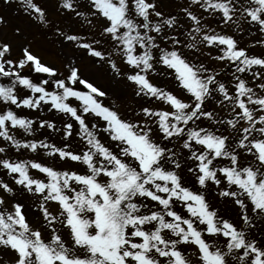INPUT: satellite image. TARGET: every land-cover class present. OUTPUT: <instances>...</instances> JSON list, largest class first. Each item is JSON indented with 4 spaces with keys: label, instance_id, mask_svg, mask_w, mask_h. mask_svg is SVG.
Segmentation results:
<instances>
[{
    "label": "snow or ice",
    "instance_id": "1",
    "mask_svg": "<svg viewBox=\"0 0 264 264\" xmlns=\"http://www.w3.org/2000/svg\"><path fill=\"white\" fill-rule=\"evenodd\" d=\"M23 2L44 21L42 9L33 0ZM89 2L93 15L105 20L103 34L111 48L99 49L84 41L77 47L106 62L113 79L134 86L137 97L155 99L167 109L141 106L133 119L124 118L102 101L108 92L85 78L75 63L60 72L42 63L28 48L14 59L12 45L0 42V80L5 81L0 82V103L7 108H0V138L11 147L35 153L45 150V155L84 168L83 172L71 167L58 170L36 160L14 162L0 157V168L12 175L14 184L38 197L42 221L33 227L24 204L6 205L0 198V249L12 254V264H191L182 246L194 245L200 264H230V258L234 264H264V248L250 240L242 227L250 225V213L264 218V95H257L241 76H234L230 94L218 74L186 58L177 47L181 44L178 39L171 38L170 48L162 46L161 42L169 39L165 28H173L176 21L164 18L152 0ZM191 3L205 12L221 13L226 23L242 9L244 18L264 32V0H249L248 5L243 0ZM61 7L75 11L73 0H62ZM186 15L193 27L191 41L183 47L226 46L215 58L235 63L237 73L254 66L264 69V57L247 55L231 36L210 33L191 11L186 10ZM65 39L77 41L78 37L65 35ZM157 65L174 71L187 99L150 81L149 73L156 72ZM26 67L43 75L34 80L24 73ZM253 75L261 78L264 72ZM260 88L264 89V84ZM23 89L30 95L21 96ZM210 98L217 99L221 107L224 101L230 102V118L220 119L208 110ZM11 106L33 111L47 108L68 117L61 120L59 131L65 140L75 131L82 141L81 150L72 151L69 144L58 147L16 139L12 130L22 129L31 135L36 122L19 116ZM89 116L103 122L101 130L116 142L117 152L101 141L94 131L97 125L87 121ZM202 121L211 126H202ZM216 125L231 128L235 135L219 132ZM39 127L58 130L54 122L46 120H40ZM171 139L182 141L188 153L187 172L203 191L186 186L176 153L160 143ZM4 152L0 147V153ZM246 157L254 163L245 164ZM30 169L43 174L44 179L34 177ZM213 187L214 198L234 205L238 221L213 210L208 199ZM12 191L0 181V192ZM50 204L57 206L55 212ZM56 225L68 231L70 245ZM44 231H49L50 239H45Z\"/></svg>",
    "mask_w": 264,
    "mask_h": 264
},
{
    "label": "rangeland",
    "instance_id": "2",
    "mask_svg": "<svg viewBox=\"0 0 264 264\" xmlns=\"http://www.w3.org/2000/svg\"><path fill=\"white\" fill-rule=\"evenodd\" d=\"M152 1H155V3L157 4V7L160 6L165 11H167V13H171V17L174 18L177 23H180V25H184L185 24V22H186L185 18L187 17V15H186V9H184L183 5L179 4V5H176V6H172L170 8L168 3H170V2L173 3L174 0H152ZM1 5L2 4H0V7H1ZM164 18H170V15L167 14V15H165ZM104 23H105V21H104ZM257 27H258V25H256L254 23V25L251 24L248 29L251 32H253L254 29L256 31H259ZM168 29L169 28H165L164 31L167 32ZM6 41H8V40H6ZM8 42L12 45V48L16 52H19L20 47L22 46L20 43L18 45H16L14 42H11V41H8ZM63 44L66 45L67 42H64ZM51 45H52V46H50L51 49L58 48L60 50V52H58V57H59L58 60L63 61L62 64L63 63L64 64L75 63L76 60H77L78 63L82 62L81 61L82 60L81 57L78 56L75 52H74V54H76V55H74L72 53V51H70V50H68V52H66L65 49L63 48V47H66V46L61 47L62 45L61 46H59L58 44L54 45L53 41H51ZM221 47L222 46H219V45L214 46V48L217 49V50H219ZM77 57H79V58H77ZM88 63H90L89 60H85V63H81V65H79V64H77V65L81 66L82 75L85 78L89 79L90 81L94 80L95 82L100 84L101 80H99L98 77H93L91 74H89L87 72V70L85 68H82V66L88 65ZM59 65L60 66H58V67L61 68V62L60 61H59ZM91 66L94 67V64L92 62H91ZM95 69L96 68L94 67V73L97 74V71ZM27 73H29V72H25V74H27ZM157 73H159V74H157ZM246 73L247 72L240 73V75L241 76H245ZM149 77H150V79H164L166 77H169V78L172 77V79H170L171 85L174 86L176 89L178 87V81H176V79H175L174 71L170 70V69H166L162 65H157V71L153 72V73H150ZM30 78H33L34 80H36L35 79L36 76H31ZM104 79H105V81L103 80V82L102 81L101 82H102L103 89L108 92V96L106 98L108 100H110V101H117L118 100L119 103L122 106L123 117L128 118L127 115H126L125 109H124V107L122 105V103H123L122 99L125 100V102H126L125 104H126L127 107H128L127 103L130 106L137 107V104H134L133 102H128L130 100V98L132 97L131 93L125 89L126 92H127V96H124V97L126 99L124 97L120 98V96L124 94V90H122L123 87L119 84V82L117 80L113 79V74L112 73L104 74ZM0 82H2V80H0ZM20 93H22L23 96L30 95V93L26 89L21 90ZM132 99L138 100L139 98H132ZM111 106L114 107L115 103H112ZM11 107H12V110H15L13 106H11ZM18 111H19V109L15 110V112L17 114H18ZM29 111L30 110H28V109H22V110L19 111V116L30 119V117H28V112ZM32 112L34 114L33 118L35 119V122H36V124L34 126V129L32 131V134L29 135L28 133L24 132L22 129L12 130V134L15 135L16 139L21 140L22 142L23 141H32V140L44 141V142H47V143L55 144L58 147H63L64 144H69L71 146L70 150L77 151V152L81 150L82 141L75 135V131L73 133V136L70 138V140L68 139L67 141L63 138L62 132L59 131V129L62 128L61 120L62 119L63 120H67L68 117L62 116V114L56 113L55 111L49 112L47 110V108H44L43 110H40V111H32ZM40 120H46V121L54 122L55 126H56V129H58V130L57 131H53V130L48 129L46 127L45 128L39 127V121ZM87 121H88L89 125H92V124H96L97 125V129H94V131L97 132L98 137L101 139L102 142L106 143L109 147H111V149L114 152H117L118 148H117L116 142H113L110 139H108L107 133H104L101 130L102 127H103V124H100L99 122H96L94 119H92L90 117H87ZM73 142H74V144H72ZM0 144L2 146H4V145L7 144V142H5L2 138H0ZM179 154L181 156L185 157V159H186V157L188 155L187 150H185L183 148H182V151ZM34 156L43 157L44 159L48 158V161L50 163L47 164V165L53 166V167H55L58 170H66L68 167H71L72 169L77 170V171H81V172L84 171V168H83L82 165H79V164H77L75 162H71V161H68V162L63 161L62 162L58 157H56L58 159V162L56 163L55 161H53V157L45 155V150H40L38 153H35V152H31V151H29L27 149H24V148H19V149L16 148V153L14 154V157H17V161L16 162L29 161V160H31L30 157H34ZM30 171H31V169H30ZM33 172H36V170H33ZM4 173H6V171L4 169L0 168V180H1V176H2L5 179H8V180L14 182L12 175L4 174ZM36 178L44 179V176H41L38 173ZM15 191H16V193L18 195H23L25 197H32V198L34 197V195H32L30 193H27L22 188H20V186H17V185H15ZM262 220H264V219H262ZM60 235L62 236L63 239L67 237V234H64L62 232H61ZM2 252L4 254H9V252H6L4 250H2ZM193 253H195V252L193 251Z\"/></svg>",
    "mask_w": 264,
    "mask_h": 264
}]
</instances>
